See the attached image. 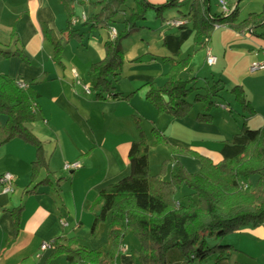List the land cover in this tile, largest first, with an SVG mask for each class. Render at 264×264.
Segmentation results:
<instances>
[{
  "label": "crops",
  "instance_id": "obj_1",
  "mask_svg": "<svg viewBox=\"0 0 264 264\" xmlns=\"http://www.w3.org/2000/svg\"><path fill=\"white\" fill-rule=\"evenodd\" d=\"M73 3L74 11L75 6H84L78 0ZM211 8L215 11L212 5ZM82 15L78 16L75 11L74 16L79 20L77 23L72 20V25L79 34L85 32V35L64 38L59 62L54 58V45L44 36L43 24L57 37H65L64 3L61 0H0V46L8 50L21 47L27 58L24 61L18 56L5 58L0 54V74L27 83L38 81L32 85L37 93V119L28 126L43 142L48 164L40 167L34 177L37 155L32 144L15 138L0 149V174L9 171L15 177L12 192L0 190V264H45L54 248L43 251L41 245L56 238L77 237L89 248L110 250L108 222L101 223L98 232L92 233L97 211L92 209V204L105 186L131 173L127 155L140 130L151 142L153 130L158 128L171 145L196 150L216 162L238 155L247 139L240 134L243 121L238 122L239 118L244 119L243 112L230 93L234 85L245 88L255 110L247 118V125L250 128L264 125V69L250 70L253 62L264 60L263 38L222 25L212 32L207 46L200 48L194 43L195 31L191 24L176 27L164 20L160 25H144L123 43L124 67L119 79L113 81V92L121 96L115 98L109 93L98 94L91 71L92 64L106 55V45L112 39L111 28H108V38L86 41L85 37L91 38L93 31L84 25ZM114 27L121 28L118 24ZM207 47L218 58L213 65L206 62ZM189 55L191 61L183 72L184 78L197 77L198 86L213 79H222L225 83L224 103L212 110V123L196 119L195 115L203 110L202 103L194 105L190 116L176 118L158 113L145 98L151 83L164 82L163 75L169 68L165 59H183ZM199 59L209 66L210 76L196 72L193 64ZM85 85L91 87L90 93ZM226 91L231 97L225 95ZM129 94V98H123ZM5 122L6 117L0 115V123ZM163 148L162 162L170 160L172 167L166 163L162 166L161 162L153 174L162 173L169 179L178 163L189 172L200 171L202 164L198 158L174 152L168 145ZM152 153L151 148L150 160ZM74 161H79L81 166L70 171L64 169L65 163ZM45 179L47 182L35 191L27 192ZM19 207L23 208L19 235L10 241L15 232L12 210ZM228 239L234 250L216 264H264V224L245 227ZM124 252L122 247L119 262ZM120 263L138 264V261L134 255L124 253Z\"/></svg>",
  "mask_w": 264,
  "mask_h": 264
},
{
  "label": "trees",
  "instance_id": "obj_2",
  "mask_svg": "<svg viewBox=\"0 0 264 264\" xmlns=\"http://www.w3.org/2000/svg\"><path fill=\"white\" fill-rule=\"evenodd\" d=\"M61 1L67 11L66 36L57 37L52 29L43 24L44 36L54 45V58L59 62L64 38L85 35V32L79 34L72 25L75 14L73 0ZM78 1L82 5L87 3L85 0ZM128 1H89L93 11L84 21L89 31L99 26H121L116 37L107 43L105 57L91 66L95 75L93 87L99 95L109 93L115 98L121 96L113 92V81L119 79L124 67L123 43L144 28L142 23L150 11L156 13V18H164L168 23L174 18H166L163 13L165 9L180 7L191 1L190 10L182 18L192 25L194 43L200 48L207 46L212 32L222 25L247 30L264 39V9L240 19L241 0L227 15L213 11L211 0H166L162 3L133 0L130 9H125ZM18 42L19 38L15 40L16 44ZM0 54L5 58L18 56L27 61L21 47L8 50L0 46ZM165 60L169 68L163 75L164 82L151 83L145 98L158 113L176 118L190 116L194 105L202 103L203 110L195 117L199 122L212 123V110L224 103V81L213 79L198 86L197 77H183V72L190 65L191 55L183 59L170 57ZM36 82L30 81L28 87L22 88L17 80L0 74V115L6 117L5 124L0 123V149L15 138L32 144L37 155L34 177L40 167L48 165L43 142L28 126L37 119L38 114L37 93L32 89ZM230 93L243 112L240 134L246 137L247 143L241 153L216 162L196 150L171 145L166 134H161L158 128H154V140L151 142L148 135L140 130L139 138L132 141L127 155L131 173L105 186L92 204V209L97 210L92 233L98 232L101 223L108 222L110 250L89 248L81 244L77 237L56 238L52 241L54 250L45 264H121L118 255L128 234H134L137 238L138 264H216L230 256L233 245L220 242L210 245L208 239L220 240L245 227L264 224V125L258 128L247 125V118L255 110L242 85H234ZM160 144L168 145L174 152L198 158L202 164L200 171L189 172L178 163L176 172L169 179H165L162 173H151L150 147ZM252 177H256V180L252 181ZM46 182V179L38 182L27 192L35 191ZM185 188L189 193L178 199L177 196ZM22 210V207L12 210L15 232L10 241L19 235Z\"/></svg>",
  "mask_w": 264,
  "mask_h": 264
},
{
  "label": "rangeland",
  "instance_id": "obj_3",
  "mask_svg": "<svg viewBox=\"0 0 264 264\" xmlns=\"http://www.w3.org/2000/svg\"><path fill=\"white\" fill-rule=\"evenodd\" d=\"M85 1L87 3L83 7L81 5L75 6V11H77L78 16L81 15L82 13H84V12H86L87 15H90L92 13V11H93V5L91 3H89L90 0H85ZM131 4H133V0H129L124 8L125 9H130L129 5H131ZM211 4H212L213 9L215 11L222 13V9L217 4V0H211ZM190 6H191V1H188L185 4L181 5L180 7L173 6V7L167 8V9H165L163 11V13H164L165 17L182 18L183 17L182 13L187 12L190 9ZM239 8H240V19H244L251 12H260L261 10H263L264 9V0H241L240 3H239ZM73 17L77 18L76 16H73ZM164 20L165 19L161 18V17L160 18H156V13L154 11H150L148 13L147 19L145 21H143L142 24L146 25V26H153L154 24L160 25L161 23L164 22ZM92 31H93L92 32L93 36L91 35L92 36L91 38H88L86 36L85 37L86 41H88V39L93 41V39H95V38L101 39V40H102L103 37L108 38V28H106V27L99 26L97 28H93ZM106 50H107V47L105 48V52H106ZM197 61H199V62L193 64V66L195 67L196 72L200 71V75L201 76H204L206 74H207V76H210L211 70H209V66L204 65L202 59H199ZM225 95L227 97L230 96L229 92H227V91L225 92ZM239 112H240V110L237 109L236 113H239ZM233 119L235 120L236 118L233 117ZM235 121H237V120H235ZM242 121L243 120H241L240 118L238 119V122H240L241 124H242ZM163 145H165V144H160V145H157V146H151L150 147V149L152 148V151H153L152 160H150V171L152 173H155V172L158 171V165L161 164V162H162V156H163V153H164ZM155 147H157V148H155ZM164 163H166L169 168L172 167V165H171L172 163H171L170 160L168 162H167V160L163 161L162 162V166H163ZM255 178L256 177H252V181H255L256 180ZM186 193H189V191L187 189H184L182 192H180L179 196H177L178 199L182 198V196L184 194H186ZM235 233H237V232L229 233L228 235H226L224 238H222L220 240H218L216 238H210V239H208L209 244L210 245H214L217 242L229 243L230 241H229L228 237L230 235H233V234L235 235ZM124 242H125L124 248H125V251H126L124 253L134 255L135 256V260L138 261V256L136 254V250H137L139 244H138L136 236L134 234H128L126 236ZM124 253H122L120 255V257H119L120 262H122V255H124ZM196 264H199V263L197 262ZM205 264H207V263H205Z\"/></svg>",
  "mask_w": 264,
  "mask_h": 264
},
{
  "label": "built area",
  "instance_id": "obj_4",
  "mask_svg": "<svg viewBox=\"0 0 264 264\" xmlns=\"http://www.w3.org/2000/svg\"><path fill=\"white\" fill-rule=\"evenodd\" d=\"M240 0H217V4L221 7L222 9V14L223 15H227L229 14L235 7V5L237 3H239ZM82 20H86L87 19V15L86 13H83V15L81 16ZM78 18H74L73 19V23H77L78 22ZM168 24L172 25V26H176V27H180L183 25L188 24V20L187 19H183V18H174L169 20ZM218 27V26H217ZM118 33V30L116 27L112 26L111 30H110V34H111V38H115L116 35ZM217 56L212 53L211 49L209 47H207V55H206V62L209 65H213L217 62ZM264 69V60L263 61H259V62H253L250 65V70L251 71H258V70H262ZM75 75L77 76L78 73L77 71H75ZM18 85L22 88H26L29 86V84L25 81H18ZM85 89L88 93L91 92V87L89 85H85ZM81 166L79 161H74V162H67L64 164V169L67 171L79 168ZM14 174L6 171L2 174H0V190L3 192H12L13 191V182H14ZM245 186L247 187L248 185L245 184ZM177 204H179V202H177ZM62 223L64 225H68V222L62 221ZM53 248V243L52 241H44L41 245V249L43 251H46L48 249Z\"/></svg>",
  "mask_w": 264,
  "mask_h": 264
}]
</instances>
